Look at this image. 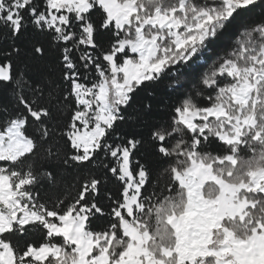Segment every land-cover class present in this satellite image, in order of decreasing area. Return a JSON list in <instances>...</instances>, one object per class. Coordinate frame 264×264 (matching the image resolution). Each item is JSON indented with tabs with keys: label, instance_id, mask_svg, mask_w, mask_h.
Masks as SVG:
<instances>
[{
	"label": "snow or ice",
	"instance_id": "snow-or-ice-1",
	"mask_svg": "<svg viewBox=\"0 0 264 264\" xmlns=\"http://www.w3.org/2000/svg\"><path fill=\"white\" fill-rule=\"evenodd\" d=\"M0 264H264V0H0Z\"/></svg>",
	"mask_w": 264,
	"mask_h": 264
}]
</instances>
